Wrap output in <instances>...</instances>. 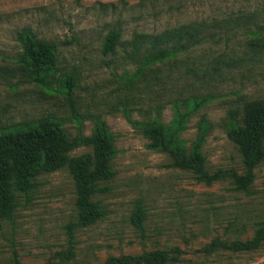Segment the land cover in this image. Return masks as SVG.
<instances>
[{
	"label": "rangeland",
	"instance_id": "rangeland-1",
	"mask_svg": "<svg viewBox=\"0 0 264 264\" xmlns=\"http://www.w3.org/2000/svg\"><path fill=\"white\" fill-rule=\"evenodd\" d=\"M201 21L209 23V43L135 76L140 64L128 57L134 34ZM261 23L264 0H0V126L52 118L69 137L90 138L100 119L116 148L114 175L92 198L104 216L88 227L72 225L76 193L68 169L42 172L27 198L17 195L13 215L0 217V264L15 258L19 264H264V243L234 249L263 226L264 161L247 169L226 131L231 113L264 100V51L248 48L252 33L264 37ZM25 28L55 45L57 78L75 76L70 100L60 81L47 89L22 76L14 59ZM113 30H120V41L104 55ZM208 61L222 74L209 70L204 83L195 71ZM198 96L211 98L187 116L180 138L191 146L199 122L209 123L201 152L209 172L225 174L211 183L150 149L144 131L129 121L169 124L176 102ZM91 152L82 145L70 156ZM232 173L250 180L245 189ZM138 205L141 227L132 221Z\"/></svg>",
	"mask_w": 264,
	"mask_h": 264
},
{
	"label": "trees",
	"instance_id": "trees-1",
	"mask_svg": "<svg viewBox=\"0 0 264 264\" xmlns=\"http://www.w3.org/2000/svg\"><path fill=\"white\" fill-rule=\"evenodd\" d=\"M264 30V23L258 25ZM209 23L194 22L157 34L136 33L130 41V59L140 64L136 75L143 76L144 69L174 60L177 56L209 43ZM256 36V37H254ZM120 41V30L111 31L103 45L104 55H112ZM18 42L21 53L14 61L28 81L47 89L52 81H60L64 94L70 100L75 87V76L58 72V54L54 44L37 39L29 29H23ZM248 48L254 55L264 51V37L252 33ZM220 61L219 63H221ZM212 75H221L217 62L209 67V61L202 69L195 71L201 82H209ZM209 96L181 100L174 104L173 120L169 124L158 118L141 122L131 121L140 128L149 140L148 147L165 154L174 167L193 173L197 179L211 183L225 177L222 172H209L201 146L209 130V123L198 124L197 139L187 147L180 138L188 115L193 114L210 101ZM184 108V112L181 109ZM78 122V121H77ZM227 136L236 146L243 165L251 170L264 161V100L246 102L241 112L231 113L226 123ZM90 145L91 153L70 156V152ZM116 155L114 138L104 120L96 119L90 138L77 135L71 138L62 124L47 118L36 123L0 126V217L10 218L18 204V196L27 198L36 177L42 172H51L66 167L73 179L76 193L77 227H88L104 216L103 208L92 201L100 190V183L110 179L114 172L112 161ZM239 189H245L248 178L231 174ZM27 202V199H24ZM144 211L140 205L132 217L134 225L141 227ZM264 243L263 226L256 230L251 241L238 243L234 249L253 251ZM15 264H19L16 258Z\"/></svg>",
	"mask_w": 264,
	"mask_h": 264
}]
</instances>
